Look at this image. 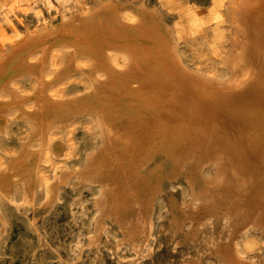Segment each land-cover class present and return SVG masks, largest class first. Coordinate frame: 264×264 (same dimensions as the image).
<instances>
[{
    "label": "bare ground",
    "instance_id": "bare-ground-1",
    "mask_svg": "<svg viewBox=\"0 0 264 264\" xmlns=\"http://www.w3.org/2000/svg\"><path fill=\"white\" fill-rule=\"evenodd\" d=\"M225 12L231 32L228 52L221 60L230 75L226 81L190 70L152 13L140 12L134 19H126L117 7L109 11L99 6L64 22L59 29L40 28L17 38L0 56V93L2 88L10 92L12 78L33 71L41 79L34 83L32 94L25 96L39 98V103L21 113L31 119L29 137L9 168L0 170V177L11 168L13 179L7 186L19 184L29 190L36 168L43 163L41 154L50 131L64 129L76 117L90 116L101 136L97 150L87 156L81 171H61L56 174L58 183L54 181L65 185L74 175L80 184L100 187L101 197L93 205L100 212L88 238L89 247L98 241L97 221L113 218L109 215L116 208L113 203L120 187L136 190L140 176L160 155L170 168L151 172L156 194L149 199H156L164 185L175 184V178H182L191 185L192 195L202 196V206L193 215L181 212L180 219L206 215L217 222L228 214L233 220L231 231L209 250L215 264H264V257L246 261L238 249L242 236L264 237V0H228ZM96 13L106 16L97 19ZM58 41L66 47L52 49ZM61 52L64 65L51 68L50 57ZM77 56L84 57L85 64L70 65ZM71 69L89 81L88 90L76 98L53 97L51 88L60 79L56 77ZM48 70L51 77L45 76ZM60 113L66 121L63 125L56 122ZM33 140L39 148L30 151ZM206 166L213 168L207 181L202 177ZM0 195L11 198L4 189Z\"/></svg>",
    "mask_w": 264,
    "mask_h": 264
},
{
    "label": "rangeland",
    "instance_id": "rangeland-1",
    "mask_svg": "<svg viewBox=\"0 0 264 264\" xmlns=\"http://www.w3.org/2000/svg\"><path fill=\"white\" fill-rule=\"evenodd\" d=\"M227 1L0 0V56L6 53L9 45L18 41L17 38L22 39L37 29H59L64 22L86 15L99 6L109 11L117 7V11L120 10L126 19H134L140 12L157 15L159 25L163 31L168 32V38L174 44L180 60L190 70L226 81L230 75L221 60L228 52L231 35L225 12ZM96 16L98 19L106 15L96 13ZM51 47L53 49L66 46L58 41L53 42ZM75 62L76 65L85 64L86 59L74 57L70 65ZM50 65L51 68L64 65L62 52L50 57ZM49 70L45 72L47 77H51ZM40 79V74L36 76L33 71L23 73L12 78L10 92L8 89L1 90L0 170L9 168L11 159L21 153V147L29 137L31 119L21 113L30 108L35 109L38 105L39 98L25 95L32 94L34 83ZM56 79L59 80L51 88L53 97L56 98L80 97L89 88V81L73 69L67 75L58 76ZM48 93L49 89L46 95ZM56 115L47 116L43 122ZM61 116V113L56 116V122L63 125L66 121ZM100 141L99 129L93 119L90 116L76 117L64 129H53L47 135L41 154L43 163L36 168L33 176L35 185L29 190L19 184L7 186L9 180L13 179L11 168L7 170L8 174H2L0 181L3 182L0 185L5 186L3 189L7 190L11 198L3 199L0 195V264H215L209 250L219 242L220 237L231 231L233 220L228 214V217L218 219L216 223V219L209 216L208 219L206 215L180 219L181 212L186 211L193 215L202 206V196L192 195L191 185L182 181V178H175L178 179H174L175 184L161 186L164 190L159 191L160 196L149 199L156 194L152 188V184L156 182L149 177L151 172H168L170 168V163L160 155H156L157 158L146 169L148 171L140 176L141 181L139 178L136 190H127L128 187L121 184L118 199L113 203L116 208L109 215L113 218L97 221V244L88 246V238L94 233V220L100 212L99 208L94 207L97 197H101L100 187L86 182L80 184L74 175L68 177L65 185H58L55 180H58L56 174L61 171H81L87 156L97 150ZM38 148L36 140L28 146L30 151ZM30 160L29 158L26 163ZM212 169L210 166L204 168L203 179L207 178V181L212 177ZM90 177L84 176L85 179ZM147 177L148 180H145ZM198 185L201 184L193 187L196 189ZM51 190L54 193L51 194ZM31 195H34L33 199ZM53 195L56 197L54 200ZM26 199L27 203L24 202ZM182 207H185L184 210ZM176 215H179V219L175 218ZM86 245L89 249L85 248ZM263 248V236L251 233L238 240V249L246 261H257L264 257Z\"/></svg>",
    "mask_w": 264,
    "mask_h": 264
}]
</instances>
